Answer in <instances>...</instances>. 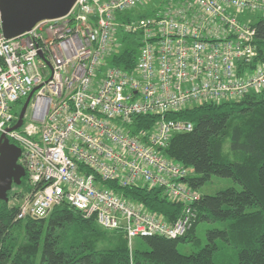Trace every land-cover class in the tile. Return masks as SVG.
I'll list each match as a JSON object with an SVG mask.
<instances>
[{"label":"built area","instance_id":"obj_1","mask_svg":"<svg viewBox=\"0 0 264 264\" xmlns=\"http://www.w3.org/2000/svg\"><path fill=\"white\" fill-rule=\"evenodd\" d=\"M144 1L77 0L65 17L13 39L0 11V137L22 149L30 186L17 219L46 218L67 203L123 233L130 248L137 238H177L191 229L200 194L185 182L187 168L164 151L173 135L194 127L167 116L264 91L256 31L240 19L264 16V0H161L127 19ZM119 28L139 44L130 69L109 63ZM32 92L22 126L8 132L19 119L15 105ZM152 115L157 122L139 131L135 118ZM107 181L161 188L184 204L182 215L171 223Z\"/></svg>","mask_w":264,"mask_h":264},{"label":"trees","instance_id":"obj_2","mask_svg":"<svg viewBox=\"0 0 264 264\" xmlns=\"http://www.w3.org/2000/svg\"><path fill=\"white\" fill-rule=\"evenodd\" d=\"M142 16L132 14L127 19ZM247 21L256 31L257 61H264V16ZM130 37L125 34L126 47L114 53L109 63L126 69L135 66L139 44L132 45ZM167 117L194 127L173 135L164 151L168 159L187 168L185 182L199 192L219 176L238 182L242 190L199 192L193 204L196 218L184 236L143 237L130 248L123 233L102 229L95 218L86 219L67 203L55 206L46 218L17 219L19 204L11 201L30 191L26 175L8 193V202L0 200V264H231L229 251L237 255V264H264V91L240 101L202 103ZM158 119L139 116L135 122L141 131ZM106 185L171 223L182 215L184 204L169 200L161 188L123 187L117 181ZM201 222L222 226L207 230L205 244L196 237ZM182 242H193L196 251L181 253Z\"/></svg>","mask_w":264,"mask_h":264},{"label":"water","instance_id":"obj_3","mask_svg":"<svg viewBox=\"0 0 264 264\" xmlns=\"http://www.w3.org/2000/svg\"><path fill=\"white\" fill-rule=\"evenodd\" d=\"M77 0H0L2 30L6 38L13 39L31 31L38 23L65 17ZM34 92L27 98L18 122L7 131L19 129ZM22 149L4 133L0 137V200L9 201L8 193L14 185H21L27 175L20 163Z\"/></svg>","mask_w":264,"mask_h":264},{"label":"rangeland","instance_id":"obj_4","mask_svg":"<svg viewBox=\"0 0 264 264\" xmlns=\"http://www.w3.org/2000/svg\"><path fill=\"white\" fill-rule=\"evenodd\" d=\"M160 4H161V0L144 1L142 3V7L141 8L138 7V10L135 12L138 15H146V14L150 13V11L153 10L155 7H159ZM258 18H259V15H251V14H245V15L240 16V19L243 21H246L247 19H252L255 22V21H257ZM124 36H125V32L119 28L118 33H117L116 37L114 38L115 44L117 45L119 43V50H117V51L123 50L127 45L126 41L123 38ZM129 41L131 42L132 45H136L138 43L137 38L135 36H131L129 38ZM22 108H23V105L17 104L14 107V111L17 114L18 113L20 114ZM17 187H18V185H17ZM17 187H14V188H17ZM230 187H234L238 190H242V186L238 182L234 181L231 178H223V177H219V176H213L210 181H208L206 184H204L203 186H201L199 188V192L201 194L214 195L217 192H219L220 190H224V189H227ZM23 188L24 187L21 186V189H23ZM21 189H19V190H21ZM20 200H21L20 196L17 198V200H15V198H13L11 201V204H19ZM214 227H222V226L218 225V224H209L207 222H201L197 226L196 237L200 238L203 241V244H205L207 242V239H206L207 230L214 228ZM140 239L141 238H137L134 240L135 246H137L140 243ZM178 249L183 254H190V253L196 251V247L193 245V242H182L178 245ZM229 252H230V254H229L230 257H227L225 255H224V257H227L228 260L231 261V264H237V255L234 252H233L234 255L231 251H229Z\"/></svg>","mask_w":264,"mask_h":264}]
</instances>
